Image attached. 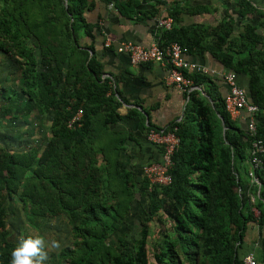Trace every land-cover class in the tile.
Here are the masks:
<instances>
[{
	"label": "trees",
	"instance_id": "16d2710c",
	"mask_svg": "<svg viewBox=\"0 0 264 264\" xmlns=\"http://www.w3.org/2000/svg\"><path fill=\"white\" fill-rule=\"evenodd\" d=\"M0 2V53H13L21 68L18 93L0 88L6 103L0 116L15 120L31 112L52 113L50 138L39 154L32 146L18 153L0 147V264H10L19 241L6 227L13 197L29 222L48 214L69 218L80 242L59 253L67 264H148L146 238L152 222L159 234L152 246L154 264H241L235 250L253 220L238 175L249 158V139L224 112L225 94L217 90L216 80L183 72L200 91L183 94L182 118L164 129L175 127L179 139L168 170L170 183L149 188L127 162L108 159L96 139L101 129L119 120L117 110L128 103L116 100L119 94L108 78L101 79L99 64L79 49L80 34L90 35L92 29L81 17L86 0ZM235 6L238 18L262 15L248 0H236ZM133 7L126 3L123 9ZM169 17L175 21L173 12ZM234 23L226 16L215 27L172 26L156 41L159 46L176 42L186 55L206 51L224 70L245 80V86H238L258 108L256 130L264 144V21L243 23L232 37ZM208 38L212 41L206 44ZM26 39L32 40L31 48L24 45ZM79 109L78 125L67 129ZM263 176L264 156L256 173L259 188L250 192L259 224L264 220ZM140 194L145 205L133 238L124 224Z\"/></svg>",
	"mask_w": 264,
	"mask_h": 264
},
{
	"label": "crops",
	"instance_id": "0c3cea01",
	"mask_svg": "<svg viewBox=\"0 0 264 264\" xmlns=\"http://www.w3.org/2000/svg\"><path fill=\"white\" fill-rule=\"evenodd\" d=\"M126 3L134 4L133 9H123ZM171 12L175 15L174 22L169 17ZM235 14L234 0H86L83 3L81 17L92 29L90 35L80 34L79 49H85L88 57H93L99 64L103 72L101 79L108 78L110 86L119 94L120 98L115 94L116 100L120 102L123 99L128 103L121 104L117 110L119 120L106 125L96 138L108 159L117 156L135 172L159 161L160 151L146 140V128L150 125L165 129L170 123L180 120L186 102L183 94L169 82L165 68L155 64L131 66L126 55L117 51L118 45L131 42L147 46L156 41L161 33L156 27L157 21L165 18H170L175 28H208L231 16L235 21L232 35L235 37L241 31L240 28L237 30L240 25L250 23L248 18L241 19ZM211 41V38L204 40L206 44ZM105 43H108L107 47H104ZM88 48H92V51ZM184 59L208 69L211 73L209 77L216 80L217 90L221 95L225 94L220 78L227 71L206 51L196 55L184 53ZM236 82L245 86L242 78H236ZM197 91L200 90L197 88ZM129 111H134L135 115L128 117ZM235 124L244 128L242 122ZM247 170L248 165L245 164L238 175L243 180L241 194L251 204L253 220L246 224L235 256L241 264L248 256L253 258L255 264H264V220L259 224V213L253 207L254 197L250 193L259 186L250 183L246 177Z\"/></svg>",
	"mask_w": 264,
	"mask_h": 264
},
{
	"label": "built area",
	"instance_id": "2783aa9c",
	"mask_svg": "<svg viewBox=\"0 0 264 264\" xmlns=\"http://www.w3.org/2000/svg\"><path fill=\"white\" fill-rule=\"evenodd\" d=\"M156 27L159 32L169 31L172 28V20L170 18L160 19L157 21ZM107 46L108 43H105L104 47ZM117 51L126 55L131 66L155 64L165 68L169 82L181 94L197 90L196 87L192 86V82L189 79L184 78L183 72L204 76L211 74L208 69L185 61L184 50L176 42H170L163 46H159L156 41L151 42L147 46L123 42L118 45ZM221 80L226 90L223 97L224 112L231 122L237 124L242 122L244 124V130L249 139L246 177L251 184L259 186L256 173L262 170L264 144L257 136L255 115L258 112V108L247 102L243 90L236 82L235 74L226 72L222 75ZM80 118L81 110L79 109L67 122V129H72L78 125ZM175 133V127L168 130L149 129L146 131V140L160 149V160L143 166L139 171L140 178L146 180L149 188L151 186H167L170 183L168 170L171 166V156L179 144V139ZM243 261L244 264H255L251 256L246 257Z\"/></svg>",
	"mask_w": 264,
	"mask_h": 264
},
{
	"label": "rangeland",
	"instance_id": "374dc122",
	"mask_svg": "<svg viewBox=\"0 0 264 264\" xmlns=\"http://www.w3.org/2000/svg\"><path fill=\"white\" fill-rule=\"evenodd\" d=\"M236 0H234L235 3ZM248 2L259 8L262 14L248 16V21L255 24L264 21V0H248ZM1 5V2H0ZM245 19V18H244ZM31 39H26L24 45L31 48ZM33 53L37 56V50L33 49ZM21 76V68L19 59L13 54L4 55L0 53V88L19 92V80ZM5 101L0 97V107L5 106ZM52 119V113L47 112L39 115L31 112L28 115H18L16 119L12 117L0 116V147H5L8 152L18 153L23 149L31 147L36 149L39 154L42 148L47 144L50 138L49 125ZM12 144V147L10 145ZM39 146V148H38ZM10 207L6 216V227L11 230L13 236L20 240L32 235H41L47 243L56 240L60 243V248L49 251V258L45 264H67L64 258L60 257L61 250H74L80 242V239L72 233L71 221L64 215H44L32 220H27L23 215L22 204L16 197L9 202ZM145 205L144 197L140 194L135 198L133 206L127 214L125 227L128 235L133 238L138 236V227L136 225L138 217L143 212ZM157 226L154 222L148 225L147 252L148 264H154L151 254L152 246L158 239Z\"/></svg>",
	"mask_w": 264,
	"mask_h": 264
},
{
	"label": "clouds",
	"instance_id": "9594fccd",
	"mask_svg": "<svg viewBox=\"0 0 264 264\" xmlns=\"http://www.w3.org/2000/svg\"><path fill=\"white\" fill-rule=\"evenodd\" d=\"M59 248L58 241L52 240L49 244L38 234L21 238L10 253V264H45L49 251Z\"/></svg>",
	"mask_w": 264,
	"mask_h": 264
}]
</instances>
